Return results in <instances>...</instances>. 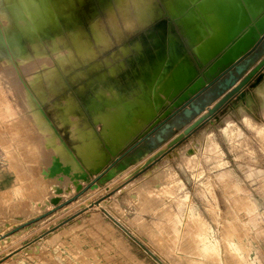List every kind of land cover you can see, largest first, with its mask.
I'll use <instances>...</instances> for the list:
<instances>
[{"label": "rangeland", "instance_id": "rangeland-1", "mask_svg": "<svg viewBox=\"0 0 264 264\" xmlns=\"http://www.w3.org/2000/svg\"><path fill=\"white\" fill-rule=\"evenodd\" d=\"M70 1L73 26L59 23L70 12ZM134 3L149 26L121 56L100 65L90 59L88 46L90 31L103 42L93 24L107 0H0V264H264V100L252 85L246 88L252 107L243 105L249 118L235 109L244 102L237 96L210 114L207 105L221 97L215 85L194 98L202 111L186 118L183 109L191 107L186 97L198 91L190 89L180 102L167 105L154 128H144L111 156L101 172L84 168L79 185L46 173L53 155L80 170L68 150L82 164L77 150L86 166L95 168L92 152L99 164L106 152L94 131L114 146L152 114L154 101L173 89L164 85L171 74L154 93L149 89L145 105L141 98L124 96L118 107L98 111L92 90L100 99L116 100L111 82L135 85L132 71L139 85L151 88L164 62V38L177 34L200 73L208 68L196 58L182 24L170 16L167 0ZM32 18L38 24L31 31ZM172 55L174 64L184 62L174 47ZM263 58L264 53L256 57L248 72ZM165 70L159 69L154 85ZM73 125L81 140L76 150ZM187 126L182 139L169 144ZM56 185L65 190L57 193Z\"/></svg>", "mask_w": 264, "mask_h": 264}, {"label": "bare ground", "instance_id": "bare-ground-1", "mask_svg": "<svg viewBox=\"0 0 264 264\" xmlns=\"http://www.w3.org/2000/svg\"><path fill=\"white\" fill-rule=\"evenodd\" d=\"M79 1L81 2L82 0ZM167 4H168V10L170 16L178 19L179 22L182 24L186 41L190 46H193L194 51L196 53V58L198 59L200 64L208 65L206 71L200 73L195 57L191 54V51L188 49L187 44L177 34L174 33L175 34L174 36L172 33V35L167 37L166 40L164 38L163 40L164 44L161 45L160 47V50H162L164 54V62L158 68L156 73H154L153 71L154 80L152 82V85H154L153 83H155L156 78L158 77L159 69L161 68V70H164L165 68L166 69L165 72L160 78V81L158 80L159 83L158 82L157 83L158 85H160L163 77L169 76L171 74V76L167 78L166 83L164 85H174V86L170 92L162 96L163 98L162 101L160 102L157 101V103L156 100L154 101L152 114L147 119L144 120L142 125L128 139H126L123 143L114 144V146H112V144L106 139V135L102 131L100 132L102 133L103 140L101 139V137L97 135V133L92 128H89L94 131V136L99 138L100 143L101 141L105 142L104 143L105 147L101 146V148L106 152V156L101 164H99V162H96L99 161L98 159L100 158L99 156L96 157V154L94 152H92V155L90 156V159L92 158L91 159L92 162L93 161L95 162L94 163L95 168H88L84 163L82 157L77 153L76 146L81 143V140L77 138V136H75L74 134L75 128L73 125L71 127L72 134L75 140H77V144L75 143V150H76V154L81 158L82 164L78 161L77 156L73 152H71L67 148L66 149L71 154L74 155L77 163L80 165V170L73 171L72 167L68 164L63 163V161L58 155H53L52 163L48 167V170L46 171L48 176L50 177L58 176L60 180H62L63 182L65 181L66 177H69L73 185H79L81 181L85 180L86 177V171L84 168H86L92 173L101 172L103 167L108 163L112 155H115L118 151H120L138 133L142 132L144 128L149 127L150 124H152L151 126H153L155 122L159 120L160 115L162 113L163 114L168 113L167 105L173 102H180L181 101V99L179 98L180 95L187 90L200 89L203 85L206 84V82L209 79H211L218 71H220V69L224 65L237 59L241 51L247 48L249 43L253 40V38L257 36L258 29L264 28V15L260 17L259 21L257 22L258 23L257 25L255 24V22H253V18L257 17L260 14V12L264 10V0H167ZM194 5H196V7H194ZM67 6L70 8V12H68L64 16V20L59 21V23L61 24L63 22H66L70 26H73L74 18H75L74 15L75 8L71 1L67 3ZM32 14L33 13H31V16ZM37 24H38L37 21L34 18H32V22L30 25L31 29L35 30ZM93 26L95 32L97 33V39L103 40V36L101 34L99 35L98 33L99 31L96 29V25L93 24ZM81 34L84 36L85 33L81 31ZM142 40L143 39L141 38V40L139 41L141 42ZM178 41L179 42L181 41L182 49L180 48L181 44H179ZM166 45L167 46L170 45L169 50L166 49ZM14 46H15L14 50L17 52L16 47L19 49V46L18 45H14ZM172 47H174L175 50L178 49L180 54L179 58L184 59V62L182 64L179 65H177V63L174 64ZM132 74L133 76H135L133 71ZM256 92L264 100V85L259 84L256 88ZM242 100L244 101L243 103L235 104V109L239 111V113L242 115L243 118L245 114L249 118V115L247 114V111L243 105L252 107L251 104L253 101V97L251 96L250 93H247L244 99ZM76 113L77 112H75L73 115H75ZM227 116L228 117L225 118L226 125L231 123L230 122L231 116L230 115ZM64 117H66L65 113H64ZM71 118H66V119L71 121ZM76 118L78 117L77 116L73 117V121ZM94 121H96L95 117H94ZM83 124L85 125V123ZM84 125H82L81 127H84ZM189 127L190 126H188L184 131L175 135L170 140L169 144H174L180 141L184 136V132ZM230 127L233 128V126H229V128ZM121 136H123V134L120 135V137ZM197 144L199 145L198 142ZM191 150L192 149L189 146L186 149V153H188L189 156L190 154L192 156ZM188 155L186 157H188ZM100 156H102V154ZM159 171H162V173L164 172L163 170L160 169ZM147 177L148 175L146 176V178ZM54 188L59 194L61 193V191L65 190V188L60 185H56ZM59 194L55 196H51L50 197L51 200L56 201L57 198H59Z\"/></svg>", "mask_w": 264, "mask_h": 264}, {"label": "water", "instance_id": "water-1", "mask_svg": "<svg viewBox=\"0 0 264 264\" xmlns=\"http://www.w3.org/2000/svg\"><path fill=\"white\" fill-rule=\"evenodd\" d=\"M262 15H264V10L260 12V14L257 17L253 18V22H255L256 25L258 24L257 22L259 21ZM263 39H264V28L258 29L257 36L253 38V40L249 43L247 48L241 51L237 59L224 65L220 69V71L216 73L217 75L215 74L214 75L215 77L213 76L214 77L213 79L212 78L209 79L208 80L209 82L203 85L200 89H196L198 91L194 93L195 95L194 97L192 98L186 97V101L188 103H191V107L190 108L185 107L183 109L184 116L186 118H189L192 116L193 112L200 113L202 111V106L199 103H194V98L199 94H201L206 88L214 86L215 83L218 82L225 75H227V77L224 79V82L220 83L217 86L218 90L221 89V91L217 92L218 95H221L220 99L215 103L213 107L207 105V110L209 111L210 114H214L216 109L221 108L236 96L240 97L241 99H244L245 95L247 94L246 92L247 87L252 85V87H254L256 90L257 86L261 84L264 80V75H263L264 58L255 66H253L250 72H248V69L250 65H252L254 59L256 58L257 54L255 53V49L263 41ZM250 55L252 56L250 57ZM243 60H246V63L242 65H238ZM200 120L201 118L198 119L195 123H199ZM158 122L159 121L155 122V124L150 127L154 128V126H156ZM171 126L172 125L170 123L166 124L167 129L170 128ZM158 138L160 140H163V137L161 135H158ZM141 155H143V151L138 152V156ZM133 159H134L133 156L129 157V161ZM122 166L125 167V165ZM110 173L113 174V172ZM98 179L99 177H97L93 182H91V185L95 184L98 181Z\"/></svg>", "mask_w": 264, "mask_h": 264}, {"label": "clouds", "instance_id": "clouds-1", "mask_svg": "<svg viewBox=\"0 0 264 264\" xmlns=\"http://www.w3.org/2000/svg\"><path fill=\"white\" fill-rule=\"evenodd\" d=\"M96 29L103 36L98 43L90 31V59L100 65L118 58L123 54L129 42L145 31L148 23L137 14L134 0H107L94 20Z\"/></svg>", "mask_w": 264, "mask_h": 264}, {"label": "crops", "instance_id": "crops-1", "mask_svg": "<svg viewBox=\"0 0 264 264\" xmlns=\"http://www.w3.org/2000/svg\"><path fill=\"white\" fill-rule=\"evenodd\" d=\"M29 25H31V22L29 23ZM26 26H28V25H26ZM26 26H25V28H27ZM26 30L28 31V29H26ZM31 31H32V29H31ZM262 42H264V39H263ZM261 43L255 49V52H257L256 57H258V56H260V55H262L264 53V47L262 46ZM14 45H17V44L14 43ZM121 72H123V71H121ZM97 78L99 79L100 77H97ZM133 80L135 82V85H114L111 82V84H112L111 86L116 91V94L118 96V99H116V100L108 98V97L104 98V99H100V98L97 97L96 94H94V92L92 90L93 97H94V101L92 103L93 104L92 105L93 109H97L98 107L100 108L101 106L102 107L105 106V111L104 112H106L107 110L116 108V107H118L120 105L119 99L121 97H124V96H126V97L136 96L138 98H141V99H143V103L145 105L146 97H147L149 89H150V93H154V89L156 91L157 88L159 87V85H152L151 88H150L149 85H139L138 79H137L136 76H133ZM100 83L102 84L103 82L101 81ZM261 85H264V82H262ZM91 88H92V85H91ZM147 103H148V101H147ZM98 114L100 115V113H98ZM187 121H184L183 124L186 125ZM75 131H76V129H75ZM100 147H101V144H100Z\"/></svg>", "mask_w": 264, "mask_h": 264}, {"label": "flooded vegetation", "instance_id": "flooded-vegetation-1", "mask_svg": "<svg viewBox=\"0 0 264 264\" xmlns=\"http://www.w3.org/2000/svg\"><path fill=\"white\" fill-rule=\"evenodd\" d=\"M262 44V46L264 47V42H262L261 43ZM256 54H257V52H255ZM252 55H250V57H251ZM248 58H249V56H248ZM247 59V58H246ZM246 63V60H243V61H241L238 65H242V64H245ZM224 77V79L227 77V75H225V76H223ZM224 79L223 80H219L218 82H216L215 83V86H216V89L218 90V88H217V86L220 84V83H223L224 82ZM215 88V87H214ZM218 91H221V89H219Z\"/></svg>", "mask_w": 264, "mask_h": 264}]
</instances>
